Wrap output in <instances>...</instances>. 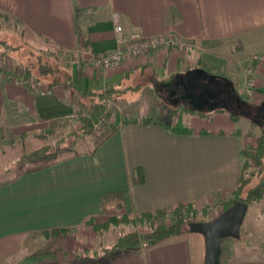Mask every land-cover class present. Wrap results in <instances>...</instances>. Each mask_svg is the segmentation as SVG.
Segmentation results:
<instances>
[{
  "label": "crops",
  "instance_id": "crops-1",
  "mask_svg": "<svg viewBox=\"0 0 264 264\" xmlns=\"http://www.w3.org/2000/svg\"><path fill=\"white\" fill-rule=\"evenodd\" d=\"M0 15L9 19L19 44L68 57L84 88L169 76L193 61L194 50L187 54L168 47L110 67L86 63L90 54L117 46V15L126 32L176 39L200 49L199 68L231 78L241 103L264 100V0H0ZM2 63L0 50V163L10 144L3 119L9 108L34 119L40 111L53 121L71 117L80 106L71 89L31 88L21 73L6 72ZM241 121L225 110L215 111L187 123L193 129L189 135L156 124L122 125L92 155L73 156L0 185V264L29 237L52 229L70 230L50 234L56 239L49 250L60 243L57 250L84 246L82 238L93 235L92 226L83 224L89 218L100 222L119 210L141 213L177 203L200 208L225 200L241 173L242 149L255 141L238 131ZM136 168L143 173L139 183L134 181ZM109 193H121L123 204L103 202ZM258 204L264 211V197ZM203 253L202 236L185 232L85 264H201ZM233 264H264V256Z\"/></svg>",
  "mask_w": 264,
  "mask_h": 264
},
{
  "label": "rangeland",
  "instance_id": "rangeland-1",
  "mask_svg": "<svg viewBox=\"0 0 264 264\" xmlns=\"http://www.w3.org/2000/svg\"><path fill=\"white\" fill-rule=\"evenodd\" d=\"M12 31L9 19L0 15V42H4V45L0 43V50L3 56L1 67L6 72L13 73L15 71V73L22 74L26 63L34 61V58H29L28 48L30 47L21 43L19 44L14 35H12ZM169 47H175L180 51L174 45ZM32 50L40 53L43 59H51L53 65L59 68L60 75L66 70L67 65H71L68 57H65L57 50ZM192 50H194L193 61L188 67L183 68L181 71L169 76H164V74L160 73L156 77L138 78L126 83V85H139V87L136 90L127 91L118 101L110 103V116L96 126V131L93 135L78 139L75 149L78 152H84L92 148L93 144L102 139L111 128V125L121 116L135 117L146 115L161 119L167 124H174L177 120H180L182 122L184 121L186 125L198 117L207 118L213 112L219 111H211L210 109L204 108L202 109L203 113L195 110L188 111V105L186 103L184 104V102L181 103L180 99L171 93L175 90L173 84L176 79L180 76L185 79L188 71L200 67V49L191 46L190 51ZM190 51H185V53L188 54ZM88 57L86 58V63L89 64ZM213 74L224 76L220 72ZM227 81L231 82L234 87V82L231 78L227 77ZM22 82L24 83V80H22ZM48 83V80L37 82L34 76L28 79V85L31 88H34L37 84L48 86ZM236 93L238 94V92ZM238 96H240V94H238ZM240 106V109H225V111L237 114L238 120L242 119L238 131L256 138L261 131H264V123L259 124V122L264 121V111L257 113L245 103H240ZM82 109L83 107L81 105L80 110ZM75 113L67 119L42 121L38 119L39 116L34 119L24 112H16L9 108L3 119L5 125H7V132L10 135V144L8 148L2 152L4 154L0 163V180H4L13 174V165L20 156L24 146H26L28 150H32L46 144L55 145L67 143L69 134L78 131L80 127L79 122L76 120ZM253 171L251 166H247L244 172L247 176H252ZM257 179L256 176H252L247 187L253 185ZM222 204V201H220L200 208L190 206L185 209L187 220H210L223 210ZM135 214L136 213H124L119 210L118 213L110 215L109 217L127 215L132 218ZM158 219L162 218L159 217ZM168 219L169 216L164 218L165 221H168ZM153 225L154 223L151 220H141L136 222L109 224L106 228L100 230L92 228L93 235L91 237H83L82 243L84 246L79 245L74 248V250L67 248L57 250V247L62 246L61 243L54 244V251L49 250V248H51L50 246H52L51 242L56 238H49V235L45 234H36L29 237L23 247L17 252L9 255L2 264H85L107 260V257L102 254V250L110 247L116 237L131 230L140 232L149 231ZM186 232L196 233L190 232L189 230ZM197 234L201 235L200 233ZM59 239L60 238H58V241H60ZM262 249H264V211L259 209L258 201H252L248 204L246 214L240 227L239 237H226L221 239V254L218 264H233L241 259L264 256V251H261ZM47 252H55L57 256L52 260L37 259L38 256ZM82 252H86L90 256L93 253L97 255L96 257H88L81 262L73 261V255ZM201 264H203V259Z\"/></svg>",
  "mask_w": 264,
  "mask_h": 264
},
{
  "label": "trees",
  "instance_id": "trees-1",
  "mask_svg": "<svg viewBox=\"0 0 264 264\" xmlns=\"http://www.w3.org/2000/svg\"><path fill=\"white\" fill-rule=\"evenodd\" d=\"M0 43L4 45V42ZM28 56L29 58H34V61H29L23 68L22 80H24V84L28 85V79L34 76L37 82L48 80L49 87L62 85L75 92L80 102V106L75 113L76 120L79 122L80 127L78 131L69 134L68 141L65 144H46L32 150H28L27 147L24 146L20 156L13 165V174L4 180H0V185L12 182L21 174L39 171L73 156L80 154L92 155L96 152L97 148L122 125L156 124L169 129L177 135H189L193 133V129L186 126L180 120H177L174 124H167L161 119L153 116H121L111 125L106 135L93 144L92 148L84 152H78L75 149L78 139L93 135L96 131V126L110 116L109 104L118 101L127 91L138 89L139 85L133 86L123 83L105 88H84L79 77L74 76L71 65H67L66 70L60 75L59 68L53 65L51 59H43L40 53L33 51L31 48H28ZM81 105L83 107L82 110H80ZM247 106L259 113L264 111V100L258 104H247ZM187 110L194 111L192 109ZM217 110L225 109L220 108ZM38 114L39 120H46L42 112L39 111ZM229 115L232 120H238L237 114L229 112ZM262 123H264V121L259 122V124ZM241 157V173L230 195L222 201L223 209L236 200H243L249 204L252 201H258L264 197V131H261L256 136L254 144H250L242 149ZM247 166L253 168L254 171L252 176L258 178L253 185L248 187L247 185L252 176H247L245 174L244 171ZM134 181L137 183L143 181L141 168L135 169ZM102 200L103 202L114 201L118 206L123 204V196L121 193L104 194ZM190 206L189 203H177L176 205L164 206L153 211L136 213L132 218L127 215L120 217L111 216L101 222H95L92 218H89L84 221L83 224L92 226L95 230H100L106 228L109 224H118L120 222H136L141 220L153 221L154 225L149 231L140 232L131 230L116 237L110 247L102 250V254L109 260L129 249L152 247L166 240L182 236L188 230V220L185 209ZM166 216H169L168 221L164 220ZM159 217L162 219H158ZM69 230L68 228L52 229L44 231L43 234L60 235ZM96 255L97 254L93 253L90 256L86 252L75 253L73 255V261L81 262L88 257H96ZM56 256L57 253L55 252H47L38 256L37 259L52 260L55 259Z\"/></svg>",
  "mask_w": 264,
  "mask_h": 264
},
{
  "label": "water",
  "instance_id": "water-1",
  "mask_svg": "<svg viewBox=\"0 0 264 264\" xmlns=\"http://www.w3.org/2000/svg\"><path fill=\"white\" fill-rule=\"evenodd\" d=\"M198 76L206 81L207 86L210 83L219 80L222 82L227 81V77L225 76H219L206 72L202 68H198L187 72L186 82H190ZM186 85L187 84L185 83L184 86ZM229 85L233 86L231 82H229ZM200 95L201 93L196 95L197 100L195 103L197 104H199L198 98ZM187 96L191 97L193 94L188 92ZM236 102L240 105L241 98L236 97ZM207 106L209 109H212L213 107H216V104L208 101ZM223 106H226V103L223 104ZM247 208V202L236 200L210 220H192L187 222V227L190 232L200 233L204 238L203 264H218L221 254V239L226 237H239L240 227Z\"/></svg>",
  "mask_w": 264,
  "mask_h": 264
},
{
  "label": "built area",
  "instance_id": "built-area-1",
  "mask_svg": "<svg viewBox=\"0 0 264 264\" xmlns=\"http://www.w3.org/2000/svg\"><path fill=\"white\" fill-rule=\"evenodd\" d=\"M114 32L116 35L117 46L106 53L90 54L88 62L94 67H110L120 64L124 59L142 54H147L161 48L176 46L180 51H190L191 45L169 39L162 36L146 37L138 32H126L118 21L117 15L114 16ZM247 91L249 89L247 88Z\"/></svg>",
  "mask_w": 264,
  "mask_h": 264
},
{
  "label": "flooded vegetation",
  "instance_id": "flooded-vegetation-1",
  "mask_svg": "<svg viewBox=\"0 0 264 264\" xmlns=\"http://www.w3.org/2000/svg\"><path fill=\"white\" fill-rule=\"evenodd\" d=\"M185 83L187 84L186 86H184ZM173 86L175 87V90L171 92L172 95H176L180 99L181 103H186L188 105V109L203 113V108L209 109L207 106L208 101L216 104V107L210 109L211 111L220 108L229 110L241 108V106L236 102V97L240 96H238L234 87L229 85L228 81L222 82L219 80L212 82L207 86L206 81L201 79L199 76L190 82H186V78L183 79V77L180 76L175 80ZM188 92H191L193 96L188 97ZM199 93H201V95L198 98L199 104H197L195 103L197 100L196 95ZM225 103L226 106H223Z\"/></svg>",
  "mask_w": 264,
  "mask_h": 264
}]
</instances>
